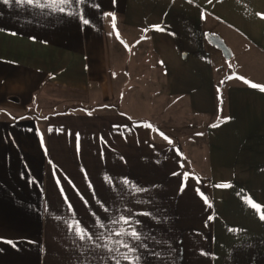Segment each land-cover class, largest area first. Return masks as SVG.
Masks as SVG:
<instances>
[{
  "label": "crops",
  "instance_id": "obj_1",
  "mask_svg": "<svg viewBox=\"0 0 264 264\" xmlns=\"http://www.w3.org/2000/svg\"><path fill=\"white\" fill-rule=\"evenodd\" d=\"M61 6L0 0V264H129L119 241L138 264H264V91L251 87L264 86V0ZM120 28L149 34L153 82L168 85L159 100L224 112L208 145L231 182L222 194L184 172V146L143 111L119 108ZM148 170L160 175L146 185Z\"/></svg>",
  "mask_w": 264,
  "mask_h": 264
},
{
  "label": "rangeland",
  "instance_id": "obj_2",
  "mask_svg": "<svg viewBox=\"0 0 264 264\" xmlns=\"http://www.w3.org/2000/svg\"><path fill=\"white\" fill-rule=\"evenodd\" d=\"M148 42H150L149 34L146 35L133 29L120 28L112 39L118 106L119 108L122 106V109L141 110L143 112L134 113L140 117L144 115L152 123L156 122L158 127L166 132L164 138L172 141V144L184 146V172L190 177L197 178L213 176L212 184H215L217 191L222 194L223 191L220 190L223 187L227 189L229 186L225 185L231 182L217 180V150L208 145L215 143L217 138L216 128L211 125L223 119L224 112L210 113L207 118L196 117L191 115L192 112H186L192 103L189 100L169 101L168 97L159 100V97L168 92V85L153 82V74L160 76L162 69L151 68L153 61H156L158 57L152 52V46ZM148 63L150 69H144ZM217 93L219 96L224 94L223 87L219 86ZM148 172L150 174L146 173V185L151 178L160 175L159 171L148 170Z\"/></svg>",
  "mask_w": 264,
  "mask_h": 264
},
{
  "label": "snow or ice",
  "instance_id": "obj_3",
  "mask_svg": "<svg viewBox=\"0 0 264 264\" xmlns=\"http://www.w3.org/2000/svg\"><path fill=\"white\" fill-rule=\"evenodd\" d=\"M3 2L5 4H10V3L13 2V0H3ZM14 2L17 5H23V4L32 5V4H39L40 3V0H14ZM52 2L53 3H58L59 5H63V6H61V7L58 8V11L61 12V13H64V12H66V10L71 9L74 4L79 5V4L83 3L84 0H52ZM108 15H111V14H108ZM258 15H261V18H264V14H258ZM81 19H82V22H83L84 25H88L90 23V21L87 18H85L84 16H81ZM112 26L115 29L116 23H115V16L114 15L112 16ZM156 27H157V30L163 31V28H160L159 26H156ZM241 79H243V78L241 77ZM245 82L246 83H250L248 81H245ZM251 87H253V88H260L261 91H264V86H260V85L251 83ZM218 126H219L218 124L211 125V127H213V128L218 127ZM199 135H202V134H199ZM248 203H250L251 206L254 209H256L258 211L260 210V206L257 205V204H255V203H252L251 200H249ZM121 219L124 221V223H126V224L129 223V220L128 219L123 218V217ZM209 219H211V217H209ZM260 219L261 220H264V213H262L260 215ZM72 229H73V225H69V230L71 231ZM75 232H76V234L79 236V238L81 240H84L86 237L89 240L92 239V237L87 233V231L85 229H82L80 227V224H79L78 221L75 224ZM127 234L130 235L135 240H139L140 239L139 233H137V231L135 230V228H133ZM115 235H124V233L117 232V233H115ZM8 243L11 244L12 242L9 241ZM118 243H119L120 247L126 248L128 250L127 253L123 254L122 258L124 260L128 261L129 264H138L140 258L138 256L133 257L131 255V253L136 252V249L134 247H132L126 241H119ZM97 247H99V245H97ZM105 247H107V245H105ZM108 251L109 252H112V251H114V249L108 248ZM115 251L118 252L119 249L117 248V249H115ZM116 264H120V260L119 259L116 260Z\"/></svg>",
  "mask_w": 264,
  "mask_h": 264
}]
</instances>
